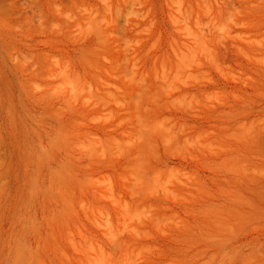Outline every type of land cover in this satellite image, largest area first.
Instances as JSON below:
<instances>
[{
  "label": "rangeland",
  "instance_id": "obj_1",
  "mask_svg": "<svg viewBox=\"0 0 264 264\" xmlns=\"http://www.w3.org/2000/svg\"><path fill=\"white\" fill-rule=\"evenodd\" d=\"M0 264H264V0H0Z\"/></svg>",
  "mask_w": 264,
  "mask_h": 264
},
{
  "label": "bare ground",
  "instance_id": "obj_2",
  "mask_svg": "<svg viewBox=\"0 0 264 264\" xmlns=\"http://www.w3.org/2000/svg\"><path fill=\"white\" fill-rule=\"evenodd\" d=\"M101 258V256H99ZM101 260V259H100Z\"/></svg>",
  "mask_w": 264,
  "mask_h": 264
}]
</instances>
